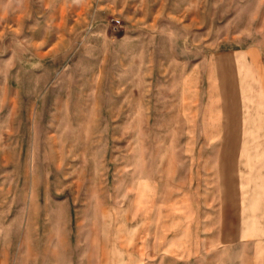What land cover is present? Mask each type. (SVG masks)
I'll use <instances>...</instances> for the list:
<instances>
[{"label": "rangeland", "instance_id": "1", "mask_svg": "<svg viewBox=\"0 0 264 264\" xmlns=\"http://www.w3.org/2000/svg\"><path fill=\"white\" fill-rule=\"evenodd\" d=\"M249 47L264 0H0V264H208L182 87Z\"/></svg>", "mask_w": 264, "mask_h": 264}, {"label": "crops", "instance_id": "2", "mask_svg": "<svg viewBox=\"0 0 264 264\" xmlns=\"http://www.w3.org/2000/svg\"><path fill=\"white\" fill-rule=\"evenodd\" d=\"M213 58L201 93L182 87L193 102L185 107L191 183L176 202L190 222L192 257L264 264V65L251 47Z\"/></svg>", "mask_w": 264, "mask_h": 264}]
</instances>
